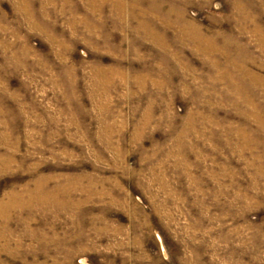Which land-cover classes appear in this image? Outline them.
Here are the masks:
<instances>
[{
	"label": "rangeland",
	"instance_id": "374dc122",
	"mask_svg": "<svg viewBox=\"0 0 264 264\" xmlns=\"http://www.w3.org/2000/svg\"><path fill=\"white\" fill-rule=\"evenodd\" d=\"M135 5L168 15L169 50ZM251 75L264 0H0V201L35 181L58 193L0 220V264H264Z\"/></svg>",
	"mask_w": 264,
	"mask_h": 264
},
{
	"label": "bare ground",
	"instance_id": "6f19581e",
	"mask_svg": "<svg viewBox=\"0 0 264 264\" xmlns=\"http://www.w3.org/2000/svg\"><path fill=\"white\" fill-rule=\"evenodd\" d=\"M136 1H138V0H136ZM135 6L137 9H135V10L133 9L132 14H133L134 18L140 19L139 20L140 21V24H139L140 28H138L137 31L138 32H145V34L148 33L149 36L154 37L157 40L158 44L162 43L163 44L162 46L166 50H169L168 49L169 47L166 46L167 42L163 39L164 30H162V29L160 30L158 24H157L158 27L155 26L156 21L161 20L162 24H164V26H168L169 28L172 27L174 23H171V22L166 20V19H168V15L165 13L163 14L157 10L156 11H154L152 9L143 10V9H140V7H138V5H135ZM99 8L96 7L95 9L98 10ZM113 8H114V11L117 12L116 17L117 16L120 17L121 13H120L119 5L117 6V3H116L115 7H113ZM173 9H174V7H173ZM179 18H180V15H179ZM178 23H180V22H178ZM89 25L92 27H95L93 32L97 31L98 26L93 25L92 23ZM180 26L182 28H180V30L178 29V39H182L185 42L189 41L191 43H195V45L197 47L196 49L197 50H203L204 52L206 50L211 51L214 49V47H215L214 42L209 41L199 31L194 30L193 27H189L190 28V30H189V28H185L181 24H180ZM257 32H258V30H257ZM189 34H191V35H189ZM187 35H189V36H187ZM192 41H194V42H192ZM251 77H253V79L255 78L257 80V86L258 87H261V89L264 87V78L257 76V75H251ZM1 158H2V161H4L3 162L4 166L9 165L10 161H13V159H14L13 156H7V158H4L1 156ZM4 166H2V167H4ZM46 181L48 184L49 179H47V178L43 179V183ZM36 183H37L36 181L34 183H32L33 184L32 186L30 184L26 185L24 187L23 191H20L21 189L19 191L12 190L8 194V198L6 200L0 201V220L3 221V224H2L3 226H5V227L7 226V223H8L7 221L10 219V215L12 213H15L16 216L19 217L20 211L23 210L24 208H26V207L34 208L37 202H40V203H43L42 201L47 202V200H51L52 198L54 200L55 196L58 195V193H56L54 190L46 189V193H44L42 190L41 191L38 190L35 187ZM42 188L43 187H41V189ZM46 188H49V187H46ZM71 190H69V191L71 192ZM0 227H2V226H0ZM2 240H5V242L7 243L9 241V236L4 230H2L0 228V241H2ZM6 245L7 244H5L4 246H6Z\"/></svg>",
	"mask_w": 264,
	"mask_h": 264
}]
</instances>
